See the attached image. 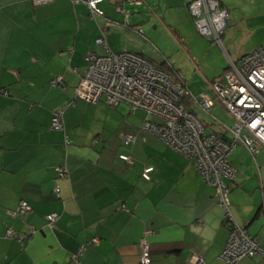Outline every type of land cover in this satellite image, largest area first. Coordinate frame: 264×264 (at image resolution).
I'll return each instance as SVG.
<instances>
[{
    "label": "crops",
    "instance_id": "obj_1",
    "mask_svg": "<svg viewBox=\"0 0 264 264\" xmlns=\"http://www.w3.org/2000/svg\"><path fill=\"white\" fill-rule=\"evenodd\" d=\"M191 1L104 0V18L95 21L71 0L39 6L0 0V90L7 92L0 94V264H70L82 245L78 264H139L141 240L152 264H224L219 257L228 230L215 190L189 159L142 133V123L155 118L125 103L113 108L74 98L89 52L136 53L179 76L195 98L208 95L210 115L190 99L184 106L207 132L230 140L233 120L210 89L228 67L209 58L215 48L197 37ZM218 1L232 17L238 3ZM97 23L109 24L108 50L95 44ZM187 67L197 71L191 78L182 72ZM58 111L64 131L50 128ZM124 132L135 139L129 146ZM257 149L255 157L241 144L231 151L229 201L236 222L264 250V148ZM122 154L130 162L120 160ZM146 167L154 169L150 181L142 178ZM59 168L66 178L58 177ZM21 202L31 210L14 219ZM52 213L59 218L50 231L45 218ZM92 239L97 245H87ZM240 264H264V256Z\"/></svg>",
    "mask_w": 264,
    "mask_h": 264
},
{
    "label": "built area",
    "instance_id": "obj_2",
    "mask_svg": "<svg viewBox=\"0 0 264 264\" xmlns=\"http://www.w3.org/2000/svg\"><path fill=\"white\" fill-rule=\"evenodd\" d=\"M52 0H33L34 5H45ZM73 4L87 7L90 17L104 18L99 6L104 0H71ZM127 3H138L139 0H121ZM117 13L124 14L121 6ZM188 11L198 34L222 48V39L228 21V12L218 0H192ZM109 24L97 23L98 36L95 44L108 50L106 34ZM87 68L75 88V99L90 104L103 103L108 107H117L120 103L130 106L132 111H143L157 122L144 121L142 133H152L159 137L171 150L189 159L196 171L215 190L218 206L223 210L225 226L228 230L226 244L220 254L224 264H240L244 259L264 256L263 248L252 239L244 227L239 225L230 208L228 182L234 178L235 170L228 157L233 148L241 144L252 157L257 155L260 146L264 148V47L242 56L238 63L230 62L221 76L211 82L210 89L220 105L233 120L229 128L232 138L224 139L207 132L204 124L183 104L188 98L204 113L209 114L214 101L206 94L195 98L186 85L175 79L166 71L156 68L150 61L132 52L97 55L89 52L85 57ZM58 81H52L57 84ZM0 90V94H1ZM6 95V93H3ZM62 111L54 113L51 119V130L64 131ZM125 146L134 142V137L121 133ZM119 159L128 163L127 155ZM154 169L146 167L142 178L150 181ZM59 178H66V169H57ZM54 192L58 194L56 187ZM27 203L21 202L13 218L24 216L30 211ZM59 216L47 215L45 227L53 231ZM6 237H13L11 230ZM20 241L22 238L19 239ZM98 241L92 239L88 245L95 246ZM85 245L80 246L70 264H78ZM141 255L139 264H152L149 245L146 240L140 242ZM196 264H204L196 259Z\"/></svg>",
    "mask_w": 264,
    "mask_h": 264
},
{
    "label": "rangeland",
    "instance_id": "obj_3",
    "mask_svg": "<svg viewBox=\"0 0 264 264\" xmlns=\"http://www.w3.org/2000/svg\"><path fill=\"white\" fill-rule=\"evenodd\" d=\"M234 2H237L238 6L235 9H230L233 18L231 15L228 16L226 35L222 39V48L224 49L214 43L210 44L194 28L197 37L202 39L207 45H212L215 48L209 54V58H213L218 64H223L224 68L228 67L230 61L237 64V59L243 54H249L260 47H264V0H255L253 4L248 3L246 6L243 4L239 5V0H233ZM182 72L187 78H191V74L197 73L195 68L193 71V67H187ZM196 80L198 79H194L193 82H196ZM194 108L201 116L200 119L203 122L211 124L212 121L207 115H203L196 107Z\"/></svg>",
    "mask_w": 264,
    "mask_h": 264
},
{
    "label": "trees",
    "instance_id": "obj_4",
    "mask_svg": "<svg viewBox=\"0 0 264 264\" xmlns=\"http://www.w3.org/2000/svg\"><path fill=\"white\" fill-rule=\"evenodd\" d=\"M190 14V13H189ZM161 69V68H160ZM163 70V69H162ZM165 71V70H164ZM167 72V71H166ZM168 73V72H167ZM169 74V73H168ZM171 75V74H170ZM172 76V75H171ZM176 79H175V81H181L182 82V84H184L185 85V82L181 79V78H179V76L177 77H175ZM188 88V87H187ZM189 89V88H188ZM190 91V90H189ZM3 93H6V95H7V92L5 91V90H2L1 91V95L3 94ZM191 93V92H190ZM3 95H5V94H3ZM187 100H189L188 98H185V99H183V104L185 105V101H187ZM190 101V100H189ZM186 107V106H185ZM224 138V137H223ZM225 139V138H224ZM30 207V206H29ZM230 208H231V205H230ZM30 209H31V207H30ZM231 212H232V210H231ZM20 217H22V216H20ZM15 219H17V218H15ZM225 220H224V225H225ZM243 227V226H242ZM244 229H245V227H244ZM246 230V229H245ZM247 232V231H246ZM249 235V234H248ZM250 236V235H249ZM251 237V236H250ZM8 238V237H7ZM14 238V236L13 237H11V239H13ZM252 239H254L253 237H251ZM19 240V239H18ZM255 240V239H254ZM22 241V240H21ZM88 245V244H87ZM85 247H86V245H85Z\"/></svg>",
    "mask_w": 264,
    "mask_h": 264
},
{
    "label": "bare ground",
    "instance_id": "obj_5",
    "mask_svg": "<svg viewBox=\"0 0 264 264\" xmlns=\"http://www.w3.org/2000/svg\"><path fill=\"white\" fill-rule=\"evenodd\" d=\"M156 68H158V67H156ZM158 69H160V68H158ZM162 70V69H161Z\"/></svg>",
    "mask_w": 264,
    "mask_h": 264
}]
</instances>
